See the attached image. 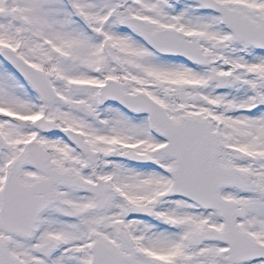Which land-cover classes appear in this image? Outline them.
Masks as SVG:
<instances>
[{"label": "snow or ice", "instance_id": "1", "mask_svg": "<svg viewBox=\"0 0 264 264\" xmlns=\"http://www.w3.org/2000/svg\"><path fill=\"white\" fill-rule=\"evenodd\" d=\"M0 264H264V0H0Z\"/></svg>", "mask_w": 264, "mask_h": 264}]
</instances>
